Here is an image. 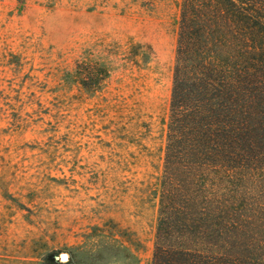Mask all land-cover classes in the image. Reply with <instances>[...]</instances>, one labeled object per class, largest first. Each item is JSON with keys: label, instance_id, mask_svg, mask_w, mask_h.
Masks as SVG:
<instances>
[{"label": "rangeland", "instance_id": "1", "mask_svg": "<svg viewBox=\"0 0 264 264\" xmlns=\"http://www.w3.org/2000/svg\"><path fill=\"white\" fill-rule=\"evenodd\" d=\"M180 1L0 0V264H149Z\"/></svg>", "mask_w": 264, "mask_h": 264}, {"label": "trees", "instance_id": "2", "mask_svg": "<svg viewBox=\"0 0 264 264\" xmlns=\"http://www.w3.org/2000/svg\"><path fill=\"white\" fill-rule=\"evenodd\" d=\"M149 264H264V0L180 1Z\"/></svg>", "mask_w": 264, "mask_h": 264}, {"label": "water", "instance_id": "3", "mask_svg": "<svg viewBox=\"0 0 264 264\" xmlns=\"http://www.w3.org/2000/svg\"><path fill=\"white\" fill-rule=\"evenodd\" d=\"M60 260L61 261H66L67 260V256L66 255H61L60 256Z\"/></svg>", "mask_w": 264, "mask_h": 264}]
</instances>
